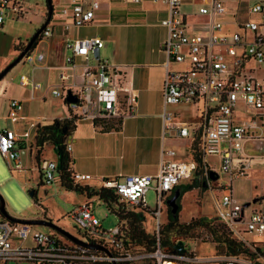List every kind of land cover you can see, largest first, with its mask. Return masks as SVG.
<instances>
[{
    "label": "built area",
    "instance_id": "1",
    "mask_svg": "<svg viewBox=\"0 0 264 264\" xmlns=\"http://www.w3.org/2000/svg\"><path fill=\"white\" fill-rule=\"evenodd\" d=\"M151 1L166 7V14L159 19L165 28L161 41L165 53L160 85L161 135H188L187 122L173 119L174 114L166 109L167 104L198 102L200 130L195 150L199 151V162L191 156L175 158V149L162 145L154 174L100 177L99 185L110 188L114 194V199L108 201L111 208L107 210L120 216L117 222L102 227L89 197L66 212L77 231L76 236L96 247L73 242L52 229L0 215V264L20 260L32 264H264V206H257L264 196L252 198L250 205L244 206L231 194V179L245 175L250 166L264 160V149L247 148L249 141L264 143V74L257 76L254 73L264 67V0L250 4L248 12L255 17L235 23V29L228 32L222 30V17L226 12L224 0H200L197 14L202 15L203 20L193 28L192 20L180 8L182 0ZM97 6L98 0H67L58 9L61 16L68 18L63 23L64 28L89 22ZM7 10L14 16L22 13L18 1L0 0V24ZM192 13L196 14L190 9ZM49 32L50 28L45 24L40 36ZM102 43L98 35L66 37L63 42L64 69L56 73L58 85L50 91L65 101L67 116H74L75 121L86 119L100 129H108L118 127L123 117L134 113L136 95L118 63L101 57L99 51L93 53V48L99 49ZM42 58L43 53L39 50L28 49L22 55V60L29 63ZM247 59L259 64L257 68L246 65ZM19 82L28 84L30 92L40 86L38 81L27 80L22 75ZM68 95L73 99H67ZM238 103L245 112L241 119L234 117ZM21 109L19 99H7V118L17 121ZM19 142L22 145H18ZM22 146H25L23 139L18 138L14 129L0 128V154L10 169L23 168L20 152L25 148ZM65 148L69 149V143ZM207 154L217 155L216 168L206 164ZM39 169L43 183H50L55 177L56 160L41 158ZM219 172L227 175L225 181L219 179ZM90 178L89 173L72 171L74 183H83ZM182 178L200 181L214 201L216 222L241 241L247 253L198 255L178 239L173 242H182V251L160 245L158 230L164 220L160 215L165 212L170 191ZM149 188L155 195L151 208L144 201L145 191ZM129 209L141 212L143 219L145 215L150 216L154 234L151 249L129 242L124 229L125 217H122ZM239 224L242 229L238 228ZM243 231L261 236V240L245 239L241 235Z\"/></svg>",
    "mask_w": 264,
    "mask_h": 264
},
{
    "label": "crops",
    "instance_id": "2",
    "mask_svg": "<svg viewBox=\"0 0 264 264\" xmlns=\"http://www.w3.org/2000/svg\"><path fill=\"white\" fill-rule=\"evenodd\" d=\"M16 1L20 4L23 12V5L19 0ZM199 1L200 0H182L180 4L181 10L192 20V28L196 27L197 22L203 20V16L193 13L191 15L190 8H184L182 4L186 3L190 5ZM253 1L255 0H248V5L245 10V16H247L243 17V19H238L234 14L235 12L232 11V15L235 17L231 22V26L224 27L222 22V30L227 32L234 30L235 23L247 17H252L250 16L251 14L255 17V14L248 12V8ZM50 2L52 8L46 22L50 28V32L46 36H40L31 49L33 51L39 50L43 53V58L41 60L33 62L36 64H34L33 67L39 69H52L55 71V78L51 73L48 74L46 76L44 89L36 95L35 92L41 87V84L30 92L28 84L24 85L19 82L20 76H24L27 80H38L33 78L34 76L32 75L27 76L22 73L17 81V86H20L21 90L7 96L5 101L6 108L7 99L10 97L19 99L21 102H26L30 99H40L41 104H45L46 107H44V112L39 113L26 112L22 108L17 121H12L10 119L9 123L5 122L0 128L6 126L14 129L18 138L23 139L26 145L29 130H32L35 122L41 124L49 122L54 117L61 118L67 116L66 107L65 112H60L58 114L51 113V100L46 98L47 91H50L51 88L57 87L58 85L56 73L64 69L63 55L65 49L63 42L65 38L98 34L97 32L82 34L73 33V31H76L77 28L82 26H123V29L114 30V34L110 33V28L105 29L104 32L106 34L104 38L101 37V39L103 41L104 39H110L112 41L115 61H111L120 65L124 71L125 79L130 81L135 95L139 96V100L136 101L135 111L133 114L123 117L118 127L115 128L100 129L94 126L89 120H76L74 122V127L70 131V140L67 142L69 143L68 153L71 158L70 167L73 171L89 173L91 178L83 183L97 186L99 185L100 177H112L133 173L154 174L158 167L160 147L162 145L173 147L176 144L174 140L184 141L183 154L178 153L173 147L176 151L175 158H189L190 143L194 141V139L197 140L200 130V105L198 102L167 104L166 109L174 114L173 119L187 122L188 135L186 137H174L171 133L167 137H162L161 135L160 114L162 110V99L160 95V85L164 72L163 62L165 60V53L161 49V41L165 36V28L159 23V19L166 14L165 5L151 0H142L136 3L127 0H98V6L94 9L89 22L79 26L70 25L64 28L63 23L68 21V18L61 16L58 9L62 4L66 3L67 0H50ZM224 2L226 5V0H224ZM44 11L45 3L41 12L35 17V23H39L42 20L44 21ZM227 12L228 9L226 5V12L224 15L227 14ZM8 13L12 14L10 10H7L5 15H3L0 27L2 26L4 16ZM21 14L20 12V15ZM12 16L14 15L12 14ZM29 33L28 30L23 32L24 36L22 41H18V38L13 39L10 50L7 52L8 55H2L1 59L6 61L17 52L19 49L14 48L15 41H17V44L21 43V45H23L28 35H30ZM220 49H223V46H220ZM127 58H133L134 60H124ZM40 61L43 62L40 63ZM251 61L252 59H247L246 65L257 68ZM256 70H254L255 74ZM263 74L264 73L256 75L261 76ZM40 75L42 74L40 73ZM3 76L0 78V95L3 94L5 87L8 85V81L6 79L4 80ZM187 106L193 109L189 114H186L182 110H185ZM5 114L4 117L7 118ZM244 116L245 112L243 107L238 103L234 109V117L241 119ZM194 144L196 145V142ZM28 152L30 156V148ZM208 156L214 157L215 162H208L206 160ZM41 158L39 156L35 158L36 160L35 163L32 164V167L35 171H38V182L43 185L44 183L39 169V160ZM54 159H56V153ZM20 161L24 168L25 165L22 162L21 156ZM26 161L27 160H25V163ZM205 162L208 166L216 168L217 155L207 154L205 156ZM51 182H55V180L53 179ZM62 190L65 195L71 192L70 190H65L63 187ZM32 193L35 192L32 190ZM86 198L87 196L83 195L81 201ZM34 205L38 207V212L21 216V218H50L54 223L65 228L63 225L64 215L60 210L58 211L55 205L48 206L43 196H38Z\"/></svg>",
    "mask_w": 264,
    "mask_h": 264
},
{
    "label": "rangeland",
    "instance_id": "3",
    "mask_svg": "<svg viewBox=\"0 0 264 264\" xmlns=\"http://www.w3.org/2000/svg\"><path fill=\"white\" fill-rule=\"evenodd\" d=\"M23 5L24 11L20 16H12V14H7L4 16L2 26L0 27V70L5 67L9 62H11L19 53V51L24 47L26 42L21 45L17 44V41L14 43V48L19 50L15 52L9 59L3 61L1 56L8 55L7 52L10 50L11 42L13 39L18 38L17 40H23V32L28 30L30 35L27 39L33 34L35 29L43 22L35 23V17L41 12L42 7L44 6V0H19ZM226 5L228 12L222 18L223 26L230 27L231 22L235 16L238 19H243L245 16V10L248 5V0H226ZM199 2L192 4L183 3L182 7L190 8L193 12L197 14V9ZM234 11L235 16L232 15ZM46 12L44 11V15ZM254 17V15H250ZM10 25V26H8ZM111 29V34L116 29H123V26H82L77 28L73 33H94L97 32L98 36H105V29ZM108 32V31H107ZM109 33V32H108ZM114 34V33H113ZM42 44V43H41ZM31 49V48H30ZM32 50V49H31ZM33 51V50H32ZM113 44L110 39H104L102 46L99 48V55L101 57H107L109 60L115 61V56L113 54ZM124 60H134L133 58H127ZM43 61H40V63ZM253 62L254 66H258L255 61ZM35 63L31 64L27 61H23L22 57L16 61L3 75L4 80L8 81V85L5 87L3 94L0 95V126L5 122L9 123L10 119L5 118L4 114L6 113L5 101L6 97L10 94H13L17 91H20L21 88L18 85V77L20 74H25L27 76H34L41 84V87L35 92L39 94L45 87L46 76L48 74L54 75L55 71L52 69H39L33 67ZM36 65V64H35ZM261 66V65H260ZM40 73L42 75H40ZM264 73V67H260L256 70V74L260 75ZM13 85V86H12ZM12 86V87H11ZM46 98L51 100V113L58 114L60 112H65V104L59 97L54 96L48 90L46 93ZM139 100V96H136V101ZM40 99H30L26 102H22V108L26 112L39 113L44 112L45 104H41ZM186 114L191 113L193 110L191 107L187 106L182 109ZM28 139L26 145L22 146L25 149H22L20 156L25 167L21 170L10 169L7 165L5 159L0 154V196L3 200L4 209L8 214L13 217L21 218V216L30 215L32 213L38 212V207L34 205L38 196H43L48 206L55 205L64 215L63 225L66 230L76 235V230L73 228V223L69 219V216L66 212L73 207L75 203L80 202L83 199L84 193L76 190H70L71 192L67 195L64 194L62 186L58 183V176L55 173L54 180L55 182L44 183L41 185L37 179L38 171L34 170L32 164L35 163L34 156V144L32 143V130H29ZM176 141L175 146H173L178 153H184V147L182 140ZM30 148V156L28 155V149ZM247 148L253 151H261L264 149V143L259 141H249L247 143ZM43 158H52L55 157V150L52 145L45 144L39 155ZM26 158V159H25ZM26 163H25V160ZM208 162L214 163V157H206ZM36 172V174H35ZM227 175L225 173L219 172V179L225 181ZM36 179V180H35ZM181 184H187V188L183 191L177 200L178 204V217L177 219L180 222H186L190 219H208V224H194L191 227L187 228L183 232L170 231L168 233V241L178 239L182 241L186 247H189L194 250L198 255H220L224 252H227L225 248L220 243H214L212 237L210 236V226L218 228L219 230L223 228L215 220L214 216V201L210 196V193L204 188L199 180L182 178L180 180ZM33 190L35 193L30 194L29 191ZM217 194L218 191L215 190ZM231 194L232 196L244 206H249L251 199L253 197L264 196V160L259 161V163L252 165L248 168L247 173L243 176H236L231 179ZM154 191L149 188L145 191L144 201L147 207L151 208L154 205ZM93 212L95 215L100 218L102 227L107 228L115 224L118 220L117 216L111 211L107 210L106 205L99 199L97 196L90 197ZM257 206H264V197L260 199V203ZM60 213V214H61ZM165 212H162L160 217L164 219ZM39 228L47 229V227L42 225H36ZM144 230L148 233L151 231L152 221L150 216L145 215L142 222ZM163 227V225H162ZM239 229H242V224L238 225ZM241 235L248 240L260 241L261 236H256L250 231H243ZM7 264H32L29 261H9Z\"/></svg>",
    "mask_w": 264,
    "mask_h": 264
},
{
    "label": "trees",
    "instance_id": "4",
    "mask_svg": "<svg viewBox=\"0 0 264 264\" xmlns=\"http://www.w3.org/2000/svg\"><path fill=\"white\" fill-rule=\"evenodd\" d=\"M42 24L43 22L40 25ZM39 37H40V32L35 36L34 40L32 41L30 45V48L34 46L35 42L39 39ZM63 102L65 103V101ZM68 116L61 117V118L54 117L49 122H45L41 124L36 123L33 126L32 143L34 144V151H35L34 156L35 158H37L40 155L43 149V146L45 144L52 145L56 153L55 173L58 176L59 184L65 190L80 191L84 193L85 196L87 197H90L93 195L97 196L103 202H107L105 204L107 208H111V206L108 205V201L114 199V194L110 188H106L100 185L94 186V185H88L85 183H74L73 182V179H72L73 170L70 167L71 158L68 153V150L65 148V145L67 143L66 142L67 135L70 134V131L74 127L75 117L72 115H70L69 117ZM195 142H196L195 139L194 141L191 142L190 150H192L193 148L194 150L191 151L190 156L196 162L197 161L199 162V151L195 150V144H194ZM18 145H22V143L19 142ZM187 186H188L187 184L180 183L174 187L175 189L178 190V197L183 191L186 190ZM178 209L179 207L177 204L176 210L170 211V206L166 203L165 217L158 230L160 245L170 250H172L174 247L173 240L168 241L167 239L168 233L170 231L183 232V231H186L187 228L191 227L194 224H208L209 225L208 219L200 220V219L193 218L186 222H180L177 219ZM118 210H120V208H118ZM123 216L125 217V228L124 229L126 231V236L128 237L129 242L132 243L133 245L140 246L145 249H151L154 245V234H153L152 228H151L150 233L144 230L142 226V222L144 220L142 217V213L139 211H134V210L129 209L122 215V217ZM117 217H120V216L117 215ZM209 231H210V236L212 237L214 243L215 244L220 243L227 252L247 253V249L245 248L243 243L235 239L229 233V231H227L224 227L219 230L218 228H215L212 225L210 226ZM93 264H101V263H93Z\"/></svg>",
    "mask_w": 264,
    "mask_h": 264
},
{
    "label": "water",
    "instance_id": "5",
    "mask_svg": "<svg viewBox=\"0 0 264 264\" xmlns=\"http://www.w3.org/2000/svg\"><path fill=\"white\" fill-rule=\"evenodd\" d=\"M51 2L50 0H45V19L43 21L42 25H39L35 31L33 32V34L26 40V44L24 45V47L19 51L18 55L11 61L9 62L5 67H3L0 70V77L6 72V70L13 64L15 63L20 57H22V55L30 48V45L32 43V41L34 40L35 36L40 32V30L42 29V27L44 26V24L47 22L50 13H51ZM99 51V49L97 47L93 48V53L97 54ZM67 99L72 100L73 97L71 95L67 96ZM70 140V134L67 135L66 138V142H68ZM30 194H32V190L29 191ZM178 196V190L175 189L173 194L167 199V204L170 206V211H175L176 207H177V203L175 201V198ZM255 198V197H253ZM0 215L8 218V219H15L18 221H23V222H28L31 224H35V225H42L47 227L48 229H52L54 231H57L58 233L62 234L63 236H65L66 238H68L69 240L76 242V243H80L83 245H88L91 247H96V244L93 243H86L84 241H82L81 239H79L76 235L72 234L71 232H69L68 230H66L63 227H60L59 225H57L56 223H54L50 218H17V217H13L10 214H8L6 212V210L4 209L3 206V200L0 196ZM174 248H176L178 251H182L183 250V244L182 242H178L176 244H174ZM111 264H114L113 262Z\"/></svg>",
    "mask_w": 264,
    "mask_h": 264
},
{
    "label": "flooded vegetation",
    "instance_id": "6",
    "mask_svg": "<svg viewBox=\"0 0 264 264\" xmlns=\"http://www.w3.org/2000/svg\"><path fill=\"white\" fill-rule=\"evenodd\" d=\"M174 190H175V188H173V189L170 191V193H169V197L173 194ZM169 197H168V198H169ZM177 200H178V196L175 198V201H177Z\"/></svg>",
    "mask_w": 264,
    "mask_h": 264
}]
</instances>
